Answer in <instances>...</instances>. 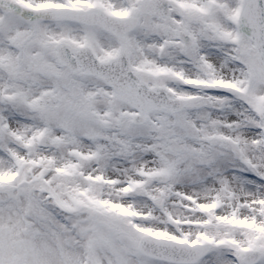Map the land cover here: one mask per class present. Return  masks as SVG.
Listing matches in <instances>:
<instances>
[{"label":"snow or ice","instance_id":"1","mask_svg":"<svg viewBox=\"0 0 264 264\" xmlns=\"http://www.w3.org/2000/svg\"><path fill=\"white\" fill-rule=\"evenodd\" d=\"M0 264H264V0H0Z\"/></svg>","mask_w":264,"mask_h":264}]
</instances>
